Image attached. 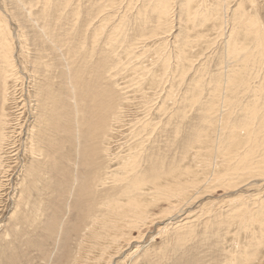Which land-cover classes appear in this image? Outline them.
<instances>
[{
  "label": "rangeland",
  "instance_id": "374dc122",
  "mask_svg": "<svg viewBox=\"0 0 264 264\" xmlns=\"http://www.w3.org/2000/svg\"><path fill=\"white\" fill-rule=\"evenodd\" d=\"M24 1L28 9L21 7L20 12L17 0H0V12L10 32L14 57L11 68H0V264H107L112 252L116 255L111 264H264V242L256 244L251 233L255 231L262 236L259 229L264 221L260 223L261 219L256 217L259 212L264 213V176L261 175L255 176L254 180L241 175L236 180L229 177L232 173L228 178L222 176L226 180L223 184L201 189L197 194L199 198L191 205L181 203L178 208L182 207L184 212L171 223L159 216L162 207L167 208V202L150 205L148 212L152 216L147 227H143L145 231L126 228L129 233L126 237L132 238L130 243L118 242L107 253L102 254L101 247L93 246L84 238L93 218L108 216V210H105L107 216L101 212L107 209L105 201L113 193L117 194L116 198L123 197L116 188L119 180L136 177L141 172L150 175L149 168L156 159L163 160L166 167L200 169L197 161L200 148L190 146L193 145L191 135L195 127L205 125L200 122L203 110L195 100L209 101L216 86L213 79L223 71L226 57L221 41L225 37L222 35L223 18L214 16L205 22L200 19L193 22L194 25L189 23L195 29L181 30L180 1L174 0L162 16L165 19L172 10L173 27L167 28L170 30L168 35L163 33L164 29H158L160 21L152 12L149 23L153 27V31L149 29L152 33L146 30V35L137 36L138 9L147 16L155 4L149 0H70L67 7L61 5L62 0H53L58 2L48 10L43 9L42 4H30L31 7L28 3L33 0ZM236 1H232L231 6L237 4ZM253 1L246 2V8L264 22V0ZM102 4L105 6L100 12L98 8ZM193 6L197 9L199 0H195ZM60 8L64 10L63 16ZM73 9L78 16L73 14ZM123 19L131 29L126 47L121 48L116 44L114 27ZM97 26L100 31L95 30ZM41 28L54 33L50 36L58 42V51L49 48L48 44L47 49L48 42L45 38L44 42L41 40ZM159 37L161 41L157 42ZM188 37L193 40L188 41ZM133 43L138 45L136 53L129 50ZM179 44H188L185 58L177 59ZM110 50L119 56L113 57ZM110 60L115 64L110 65ZM201 76L205 81L201 78L203 89L195 90L193 85ZM244 89L243 86L241 90ZM190 91H195L198 97L190 96L185 101ZM239 96V99L243 96L242 103L248 99L246 94ZM67 101L73 112L77 108L78 118H75L79 125L75 127L83 139L79 157H75L73 149L76 141L57 129L62 127L64 120L61 117L64 116L55 110H60L58 105ZM239 108L231 110L234 113L230 120L241 117ZM71 119L72 116L66 120L70 122ZM214 129L211 127L208 133L212 145ZM205 148L201 149L205 151ZM69 149L72 154L59 168L60 173L55 174L57 170L51 171L52 162L67 158ZM135 151L139 154L136 158L140 164L133 174L126 173L124 160H134L128 155ZM218 159L219 166L215 169L224 170L220 166L222 157ZM49 175L57 183L56 193L52 195L57 220L53 217L51 222L47 220L49 210L45 208L52 199L47 202ZM66 180L71 184L74 181L68 209L63 200L67 194H61L60 190L58 194V185L62 183L66 187ZM55 194H58V202ZM44 209L47 216H44ZM63 209L67 211L64 213ZM59 218L63 224L70 219L64 229ZM48 224L54 233L49 231ZM165 225L168 227L159 232ZM190 227L193 232L179 240L178 233ZM139 230L144 231L143 236H139ZM60 235L65 236L61 238ZM126 237L121 240H130H125Z\"/></svg>",
  "mask_w": 264,
  "mask_h": 264
},
{
  "label": "bare ground",
  "instance_id": "6f19581e",
  "mask_svg": "<svg viewBox=\"0 0 264 264\" xmlns=\"http://www.w3.org/2000/svg\"><path fill=\"white\" fill-rule=\"evenodd\" d=\"M149 1H151L155 4L153 5V8H151L150 11L147 12V16L140 13V9H138V19H139L138 23H139V25H138L137 29H138L139 33L137 32V36H141V35L144 36L147 33H152L151 31H153V27H151L149 25V23L152 22V18H153L150 15L152 12L157 15V20L160 21L161 25L159 24L158 29H164L165 31H163V33L168 35V32H170V30H168L167 28L173 27V25H172L173 24V20H172L173 15L171 16L172 10L170 9L171 11L165 19L162 18V16L164 15V13H167V10L171 7V4H173L174 0H149ZM176 1H177V3H178V1H180L179 23H180V25H182L181 30L183 28H186L187 30H190V28L195 29L196 27L194 28L191 25L192 24L194 25V23L198 22L200 19H202V21L205 22L209 18H213L214 16H216L217 19L223 18V34L222 35H225V37L223 36L224 38H222V39L220 38V39L223 42V48H224L223 55H224V57L225 56L227 57V58L225 57V63H223L224 64L223 71L213 79L214 82L216 83V86L213 88L212 94H210V96H209L210 97L209 101L204 103V102H202L201 98L195 100V103H197L199 105V109L203 110V113L200 117V119H201L200 122L202 121L205 125L201 126V127H197V128L195 127V130L193 131V133L191 135V143L193 145H190V146H191V148L194 147L195 149L198 148V147H196V145L199 146L200 149L197 152L198 153L197 154L198 155L197 161L200 163L199 165H201V167H199L200 169H198V170H195L193 167L190 168L189 166L182 168V169H180V166H176V165L175 166L170 165L169 167H166L163 160L156 159L157 161L155 162V164L150 166V168H149V172L151 173L150 175L147 176L145 173L141 172V173L137 174L136 177H131L128 179L119 180L118 183L116 184V188L120 189L119 190L120 195H122L123 197L122 198H116L117 194L113 193L109 197V199H107V201H105V204L108 203L107 207L104 206L107 209H104V210L102 209L103 211H101L105 215H106L105 210H108L107 212H109V213L111 212L110 215L108 213L109 217L106 215L107 217H105L104 219L100 218V217L99 218L97 217L98 219L93 218L92 222L89 223L90 225L88 226L89 227V230L87 231L88 234L84 236L86 242H91V244L93 246L101 247L100 252H103L102 254L107 253V250L110 251L111 248L115 247L114 245H116L118 242H125V244L130 243L132 238L126 237V236H129V233H126V231H125L126 228H137V229L141 228V229H143V227L145 225L147 227V222H148L149 218H151V216H152V215L150 216L148 209L151 208L149 206L152 204H158L160 202H167L168 203L167 208L163 209V207H162V212H161V215H159V216L162 220H167L171 223L174 219H176L178 217V215H180L182 212H184L182 207L178 208L181 203L185 204V205H188V204L191 205L190 203L192 201L197 200L199 198V195H197V194L200 193L201 189L202 190L203 189L205 190V188L210 189L211 187H213L215 185L219 186L220 184H223L226 180H223L222 176H226L228 178L230 173H232V175L229 177L236 179V180H238L239 175L245 177L246 179L247 178L250 179V177H251V178H253V180H254V177L257 175L264 176V173H263L264 172V24L263 23L264 22L262 20H260L259 17H257L255 13H251L250 11H248V8H246V6H245L246 2L249 1L250 3H254V1L253 0H237L238 3L237 4L234 3L235 5L232 4V6H231V2L234 0H211L210 2L208 0L207 1L206 0H199L200 6L197 9H196V6H193L195 0H176ZM11 2H12V0H11ZM17 2H18V6L20 7V12H21L22 11L21 9L26 7L27 5H26L24 0H17ZM57 2L58 1H56V3ZM56 3H55V1L53 2V0H33L32 2H30L28 4L29 5L30 4H36V5L42 4L43 9L48 10V7H50V6L52 7V5H53V7L56 6ZM69 4H70V0H62V3H61L62 6L65 5L67 7ZM30 6L33 7V5H30ZM38 6H40V5H38ZM104 6L105 5L102 4L103 8L99 7L98 11H100V10L102 11V9H104ZM193 7H194V12H192ZM37 8H39V7H37ZM25 9H28V8L26 7ZM29 9L32 10L31 8H29ZM33 9L35 10V8H33ZM252 9L254 10V8H252ZM58 10H59V8H58ZM64 10H65V7H64ZM64 10H61V8H60V13L62 16L64 14V12H63ZM42 11H44V10H42ZM72 12H73V14L77 15V11H75V9H73ZM174 12H173V14H174ZM40 13H41V8H40ZM57 13H59V12H57ZM57 13H56V15H57ZM9 15L12 16L13 14L12 15L9 14ZM112 15H114V14H112ZM3 16L4 15H2L0 12V68H1V70L11 68V66H13V64H14V57H13V51H12V48H13L12 47L13 46L12 45V39H11V36L9 37L10 32H9L8 26L6 24V20L3 18ZM30 16H32V15H30ZM58 16H60V15L58 14ZM62 16H60V17H62ZM60 17L58 19H61ZM110 17L111 16H109L108 18H110ZM70 18H71V16L69 17V19ZM130 18H132V17H130ZM32 19H34V17ZM103 20H106V18H104ZM124 21H125V19H123V21L120 24H118L114 27L115 41H116V44L121 48L126 47L128 31L131 29L130 28L131 25H129V23L124 22ZM27 22H28V20L26 21V23ZM73 22H74V20H73ZM189 23L191 25H189ZM62 25H63V23H62ZM62 25H60V26H62ZM64 25H65V23H64ZM64 25H63V27H64ZM67 25H69V24H67ZM162 25H163V27H162ZM225 26H226V28H225ZM229 26H230V28H228ZM38 27L40 28V25H38ZM150 28H151V31L149 30ZM32 29H33V27H32ZM179 29H180V26H179ZM95 30L100 31L98 26L95 28ZM103 30L104 29H102V31ZM146 30H147V33H146ZM171 30H173V29H171ZM42 31H43V33H42L43 37H41L42 35H40V37L43 38V39H41V40H43V42H44V38H45L46 42H48V43H46V47L48 44L49 48H54V50L58 51V48H59L58 42L53 37L50 36V35L53 36L54 33L51 34L49 31L47 33L43 29H42ZM245 31L247 32V35H246ZM244 32H245V34L243 35ZM171 35H172V33H171ZM123 37L125 39H123ZM177 37H178V35H177ZM95 39L93 38V40H95ZM108 40H109V38H108ZM187 40L192 41L193 39L188 37ZM158 41H161V37L157 38V42ZM26 42L27 41H25L24 43H26ZM112 42H114V41H112ZM112 44L113 43H111V45ZM137 46H138L137 43H133L130 45L129 50H132L131 51L132 53H136L135 49L137 48ZM93 47H95V46H93ZM186 47H188V44L187 45L185 44V46H181L180 44L178 45L179 54H177V55H179V56L177 57V59H180L181 57L185 58ZM47 49H48V47H47ZM110 51L113 52L112 53L113 57L119 56L116 51H114V50H110ZM121 58H122V56L119 57L118 63L121 62ZM108 60H109V58H108ZM189 61L193 64L192 60H189ZM111 64H115V62L111 61L110 65ZM1 70H0V72H1ZM171 74H172V72H171ZM201 78L204 81L202 76L199 78H196V81L193 85V88L195 90L203 89V86H204L203 83L205 81L203 82L201 80ZM243 86L245 87V89L241 90V88ZM188 93H190V94H188L184 98L185 101L190 96H192L193 98L198 97L195 95V91H190ZM240 94H242V95L246 94V96H247L246 98H248L247 101L242 103V101H244V99H242L243 96L240 99L238 98V97H240L239 96ZM234 95H235V97H233ZM237 99H239V100L237 101ZM233 100H236V102H233ZM185 101H184V103H185ZM228 106H229L230 110H229ZM191 107H193V106H191ZM237 107H240L239 109H240V111H242L241 117H239L235 120L234 119L230 120V118H232L231 114L234 113V111H233V113H231V110L237 109ZM58 108L60 110H58L56 108L55 111L60 113V116L62 114L68 120L71 116L73 117V119H71L70 122L68 120L64 119V117H61L64 120V123L62 124L61 128H57V129L60 131H64V132L68 133L69 136L72 137L76 141V142H74L73 149L76 153L75 157H79V154L81 151V139L82 138H80L81 135H80L79 129H77L75 127L76 124L79 125V120L77 119L78 118L77 117L78 116L77 115L78 114L77 108H76V111L73 112V109H71V107H70L69 101L62 104V106L58 105ZM226 114H227V116H226ZM224 116H226L225 119H224ZM75 117H77V118H75ZM61 118L59 119L60 121H62ZM256 126H258L259 129L255 130ZM211 127L215 128L214 129V132H215L214 145L209 143L211 136L208 133H209V129ZM204 136H206L205 139H204ZM3 139H4V137H3ZM77 144H78V148H76ZM189 144H190V142H189ZM140 147H142V146H140ZM204 147H206L205 149L207 151L206 150L204 151L203 149H201ZM187 149H189V148H187ZM60 150L61 149H59L58 152H60ZM72 152L73 151L71 149H69V151L67 153V158H66V156L63 157V160L61 162L53 161L52 162V164H53L52 169L53 170H51V171L55 172V170H57L55 172V174H59L60 173L59 168H61L62 165H64V162H66V159H69V155L72 154ZM129 153H130V151L128 152V154ZM138 155L139 154L135 151V154L128 155L132 158H135L134 160L132 159V161H128V162H125V160H124L123 168H124L126 173H132L133 174V172H135L137 170V165L140 164L139 159L136 158ZM220 157H222V159L220 160V166L224 168V170H221V171H220V167L218 170L215 169L216 167L218 168V166H219L216 162L219 160L218 158H220ZM75 161H77V158L75 159ZM178 172H180V173H178ZM155 174L157 176H155ZM49 178H50V181H49L50 189L48 191L47 202L51 198L52 199L50 200V202H48L46 204L45 208H47V211L49 210V218H47V220H49L51 222L53 217L55 219L53 206H56V205L52 204V203H54L52 195L54 193H56L57 183H56V181L52 175H49ZM76 179H77V177H76ZM112 179L115 182V179L114 178H112ZM65 182H67V183H65L66 187L62 183L58 185V194H59V190H60L61 194H63L64 192H65V194H67V197H65V199H63V197L60 198L66 202V204H65V208H66V206L68 204V199H69L70 194H71V190H72L73 185H74V181L72 184H71L70 180H66ZM229 182L231 184H233L232 181H229ZM75 184H77V182H75ZM102 184H105V181H103ZM237 185H238V183H237ZM234 187H237V186L234 185ZM113 192H115V191H113ZM58 194H55V195H57V199H56L57 202H58V198H59ZM55 195H54V197H56ZM71 198H72V196H71ZM64 201H63V204L65 203ZM258 202L260 203V201H258ZM60 203L62 204V202H60ZM73 203H74V201H73ZM101 205H103V204H101ZM170 205L173 206V208H171ZM27 207H29V206H27ZM60 207H62V206H60ZM19 208H20V206H19ZM74 208H75V206H74ZM56 209H58V208L56 207ZM67 209H68V206H67ZM63 212H64V209H63ZM69 212H70V210H69ZM63 215H65V214H63ZM156 215H154V216H156ZM44 216H47L45 214V209H44ZM159 216H158V218H159ZM256 217H257V219H261L260 223H263L264 213L259 212V214L256 215ZM106 218L108 220H106ZM55 220H57V219H55ZM60 220L62 221V218H59V221ZM69 220H68V222L67 221L66 222L69 223ZM43 222H46V220H44ZM61 223L63 224V221ZM257 223H258V221H257ZM66 224H63L62 229H64V227H65L64 225H66ZM47 227H49V224ZM167 227L168 226L165 225L164 227L160 228L159 232L164 231L165 228H167ZM181 227L182 226L180 225V229H182ZM260 227H261V229H259V230L262 232V236H260V237H259V235H257V233L255 231H251V233H253L254 238L256 239L255 240V242H257L256 244H258L261 241H262V243L264 242V240H263V238H264L263 237L264 236V224L260 225ZM65 229H67V228H65ZM49 231L51 233H54V229L52 227H49ZM65 231H67V230H65ZM65 231H63V233ZM144 231L143 232L140 231L139 236L142 235V233H144ZM60 232H61V230H60ZM192 232H193V229H191V227H190V229H185V230L183 229L182 232L180 231L178 233L179 240H180V238H186ZM63 236H65V235H62V237ZM59 237H61V235ZM124 237H126L125 240H127L129 238H130V240L122 241L121 239H124ZM61 238H59V239H61ZM251 240H252V238H251ZM133 241H135V240H133ZM258 247L259 246H257V248ZM133 252H135V251H133ZM115 255H116V253H113V252H112V254L108 255L109 259L107 260V264H111L110 261L112 260L113 257H115ZM100 263H102V262H100ZM82 264H84V263H82Z\"/></svg>",
  "mask_w": 264,
  "mask_h": 264
}]
</instances>
